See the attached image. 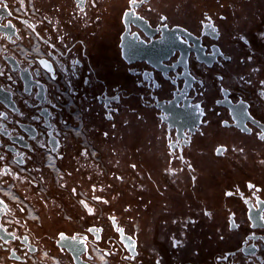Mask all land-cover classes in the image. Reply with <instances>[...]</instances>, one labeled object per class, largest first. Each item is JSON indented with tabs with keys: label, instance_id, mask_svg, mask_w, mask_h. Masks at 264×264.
<instances>
[{
	"label": "flooded vegetation",
	"instance_id": "flooded-vegetation-1",
	"mask_svg": "<svg viewBox=\"0 0 264 264\" xmlns=\"http://www.w3.org/2000/svg\"><path fill=\"white\" fill-rule=\"evenodd\" d=\"M4 2L0 224L19 238L0 240V264H78L60 233L86 237L69 240L80 264H264V141L235 118L244 100L264 126V0H144L136 16L128 0Z\"/></svg>",
	"mask_w": 264,
	"mask_h": 264
},
{
	"label": "snow or ice",
	"instance_id": "snow-or-ice-1",
	"mask_svg": "<svg viewBox=\"0 0 264 264\" xmlns=\"http://www.w3.org/2000/svg\"><path fill=\"white\" fill-rule=\"evenodd\" d=\"M144 3V0H128V9L125 10V12L123 13L124 16H136V13L132 11V8L137 5V4H142ZM84 4H85V0H77V7L80 9L81 12L84 11ZM93 6H95V3H94V0H93ZM0 8H7V4L4 2V0H0ZM36 11L38 12L39 9L37 8ZM9 15H11V13H8ZM138 19H142V17H136ZM46 19V17H45ZM163 19V18H162ZM205 19L206 20H209V23H207L205 25V27L208 29V34H215L216 33V28L215 26L210 22V18L207 16V14H205ZM51 21H49L50 23ZM203 23V21H202ZM14 26L11 25V23L7 24V25H0V29H5V28H13ZM33 27V31H35V27ZM16 33L13 31L11 33V35L9 36V39H12L13 36H15ZM39 33H36V36L39 37ZM262 37H264V33L261 34ZM17 39H21V37H17ZM241 40H243L244 38L243 37H240ZM13 43H15V40H13ZM45 43H48V41H45ZM50 47H55V45L53 44H50L49 45ZM227 59V57H226ZM249 59H251V57H249ZM45 68H50V66L44 62V61H41L40 62ZM254 71H256V69H254ZM4 75V70L2 68H0V76H3ZM55 78V77H53ZM8 79L11 80L12 77L11 76H8ZM219 79H223V77H219ZM240 79L242 81H244L245 83H251L250 80H246L245 77L241 76ZM260 84L262 86V90L260 92L261 96H264V81H260ZM0 91H3V88L0 87ZM238 105H239V109H242V111H236V116L235 118L240 120L241 124L243 123V121L240 119L242 116L244 118H247L248 120L252 121V123L256 124L257 126L260 127V131L256 133L257 137L264 141V126L260 125V122L258 120L255 119L254 116H252L249 112H248V106L245 104L244 100H240L238 102ZM197 111H198V114L199 115H203V111L200 110V105L197 104L194 106ZM0 119H7V116L0 112ZM206 123V122H205ZM225 125L227 124V121L223 122ZM241 131L243 132H249L251 133L252 132V129L247 127L246 125L242 126ZM6 133V129L4 128V126L2 124H0V135H4ZM42 147L44 145H41ZM170 147H175V145H170ZM55 149H50L49 151H54ZM229 149L224 146V145H218L216 148H215V153L216 155H224L225 152H227ZM233 151H237V149H232ZM240 152H243V149H239ZM81 156H84V157H88L90 154L87 150V148H85L81 153H80ZM91 155H95V153H91ZM169 155H175V153H170ZM55 158H62V157H55ZM51 159L49 160V164L48 166L50 167H54V159ZM178 159H183V157H177ZM6 160V157L3 155V154H0V162H4ZM16 163H23L22 160H18L16 161ZM169 163H171V161H169ZM261 163H264V161H261ZM133 168H135L136 166L135 165H132ZM188 167H191V165L189 164ZM36 171H39V169H35ZM30 171V170H29ZM57 171H59L57 169ZM167 172H172L173 170L172 169H166ZM69 175H71V173H68ZM5 175H12V172H11V169L8 167L7 164H4L2 167H0V193H3V195H8V191L4 189L3 187V184L6 183V182H3L2 181V177L5 176ZM14 179H20L19 176H13ZM63 177L61 176V179ZM115 179H118V180H122V177H115ZM193 179H195V177H193ZM30 182V181H29ZM63 186V185H62ZM109 187H111V185H109ZM249 188H254L255 186L252 185V184H249L248 185ZM100 191H104V189H99ZM92 193L94 194L96 191H97V186L96 185H93L92 186V189H91ZM72 193L74 195H80V193L77 192V189L76 188H73L72 189ZM119 195V193H117V196ZM225 195H233V193L231 192H227L225 193ZM14 201L16 200H19L20 203H23L22 200H20L19 197H16L14 194L12 195L11 197ZM27 197H25L26 199ZM116 197L114 196L113 199H115ZM92 199L98 203H103V204H108L109 201L108 200H105L103 199L101 196H97V195H93L92 196ZM79 204H81L88 212L89 215H93L94 214V209L92 207L89 206V204L85 201V200H79L78 201ZM0 206H3V210L4 211H7L8 210V204L5 203V201L0 198ZM21 212L25 211V208H20L19 209ZM205 215H211L210 213H205ZM83 218V217H81ZM109 219H111L113 221V223L115 224V217L114 216H110ZM261 219H264V217H262ZM190 223H195V221H189ZM6 223H12V221H6ZM16 223H19V221H16ZM235 226V225H233ZM116 230L118 232H120L121 234H123V229L122 228H119L117 227ZM87 231L89 232H93V231H97V229L95 228H89L87 229ZM60 236V240L61 242L63 241H67V240H71L72 242H75V243H79V244H84V241L86 239V237H81V238H78V235H73L71 237H67L64 233H60L59 234ZM9 238L11 239H18L19 237H17L15 235L14 232H10L7 228H5L3 226V224H0V240H2L4 242V244H8L9 243ZM99 239V237H97ZM252 238H255V235L253 234L250 239ZM24 240H27V237H24L23 238ZM129 240L131 239V237L128 238ZM260 239L264 240V237H261ZM181 241L179 240H174L173 241V244L172 246L173 247H177L178 245H180ZM70 248V250L74 251V256H73V259L76 260L78 259V256H79V249H76L74 248V246H68ZM129 247H134V245H129ZM253 248H255V245H252ZM65 250V245L63 243H61V251H64ZM35 251V250H33ZM102 252V255H101V260L103 261L104 260V257L106 256H109V255H114V253H112L111 251H107L105 252L104 250H101ZM252 255H255V252H252L251 253ZM13 256L15 257V252H13ZM45 257L48 256L47 253L44 254ZM16 259H19V257H15ZM124 259H135V256L134 255H131V256H126L124 257ZM156 264H160L159 260L156 262Z\"/></svg>",
	"mask_w": 264,
	"mask_h": 264
},
{
	"label": "water",
	"instance_id": "water-1",
	"mask_svg": "<svg viewBox=\"0 0 264 264\" xmlns=\"http://www.w3.org/2000/svg\"><path fill=\"white\" fill-rule=\"evenodd\" d=\"M61 243H63V244L65 245V248H67V249L70 251V253L72 254V256H74V251L70 250V248L68 247V246H71L69 240L61 242V240H60V236H59V238H58V240H57V244H58L60 247H61ZM79 250H81V249H79ZM80 252H81V251H79V253H80ZM75 261H76L78 264H80V262H79L78 259H76Z\"/></svg>",
	"mask_w": 264,
	"mask_h": 264
}]
</instances>
